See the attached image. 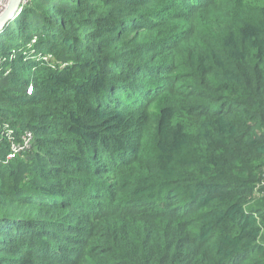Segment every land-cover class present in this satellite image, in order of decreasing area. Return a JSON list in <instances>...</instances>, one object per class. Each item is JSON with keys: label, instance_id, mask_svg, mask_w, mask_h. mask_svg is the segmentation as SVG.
Returning a JSON list of instances; mask_svg holds the SVG:
<instances>
[{"label": "trees", "instance_id": "obj_1", "mask_svg": "<svg viewBox=\"0 0 264 264\" xmlns=\"http://www.w3.org/2000/svg\"><path fill=\"white\" fill-rule=\"evenodd\" d=\"M4 125L0 264H264V0H26Z\"/></svg>", "mask_w": 264, "mask_h": 264}, {"label": "built area", "instance_id": "obj_2", "mask_svg": "<svg viewBox=\"0 0 264 264\" xmlns=\"http://www.w3.org/2000/svg\"><path fill=\"white\" fill-rule=\"evenodd\" d=\"M26 0H24L25 2ZM23 2V3H24ZM9 0H0V13L7 7ZM32 92V85H28L26 88V93L30 94ZM5 138L9 141V151L6 155V159H12L17 154H20L27 149L31 148V143L33 135L30 131H25L20 134L19 137H16L13 133V130L4 125L3 128L0 127V141Z\"/></svg>", "mask_w": 264, "mask_h": 264}, {"label": "water", "instance_id": "obj_3", "mask_svg": "<svg viewBox=\"0 0 264 264\" xmlns=\"http://www.w3.org/2000/svg\"><path fill=\"white\" fill-rule=\"evenodd\" d=\"M23 2L24 0H9L7 7L0 13V31L18 15Z\"/></svg>", "mask_w": 264, "mask_h": 264}]
</instances>
